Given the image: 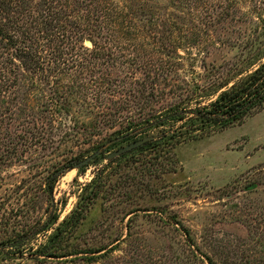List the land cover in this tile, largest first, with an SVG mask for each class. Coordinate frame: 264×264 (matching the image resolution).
<instances>
[{
	"label": "rangeland",
	"instance_id": "374dc122",
	"mask_svg": "<svg viewBox=\"0 0 264 264\" xmlns=\"http://www.w3.org/2000/svg\"><path fill=\"white\" fill-rule=\"evenodd\" d=\"M116 3L123 31L98 40L114 52L89 60L101 71L83 75L90 95L48 120L49 100L59 98L55 73L46 72L35 118L54 124L43 133L16 121L9 128L14 146L0 150V246L27 240L23 258L0 247V264H264V111L178 145L165 139L185 121L119 134L177 108L206 107L264 62V0ZM98 77L113 90L96 98ZM135 143L126 157H111ZM82 198L88 208L64 228ZM45 246L58 257H41Z\"/></svg>",
	"mask_w": 264,
	"mask_h": 264
},
{
	"label": "trees",
	"instance_id": "16d2710c",
	"mask_svg": "<svg viewBox=\"0 0 264 264\" xmlns=\"http://www.w3.org/2000/svg\"><path fill=\"white\" fill-rule=\"evenodd\" d=\"M116 1L0 0V150L14 146L9 128L15 121L29 133L31 129L43 133L45 125L54 124L52 121L38 122L39 119L35 118L37 108L33 103L39 97L40 83L49 81L44 79L46 72L55 73L53 93L59 98L49 100L51 108L46 111L50 117L48 120H52L51 117L57 114L68 113L66 106L73 107L79 99L87 97L88 87L83 82L84 73L87 74L89 67L97 69V73L101 72L98 65H93L89 60L111 56L114 52L112 48L102 47L98 40L110 41L109 35L123 31L120 26L122 23L116 21L121 17L114 14L113 6L117 4ZM86 41L91 42L92 48L84 46ZM68 74L71 76L67 77ZM109 76L111 75L106 74V77ZM106 79L97 78L100 82L96 98L103 91L113 90L109 84L106 88L103 86ZM91 82L95 84L92 79ZM228 85H224L215 100L206 107L196 108L192 112L177 108L158 118L151 117L132 124L124 133L119 134H125L122 137L128 139L129 135L137 131L140 133L141 129L148 126L158 127L185 121L178 127L177 134L181 135L178 140L175 139L177 134L164 140L167 144L178 145L192 139L193 132L204 134L209 130H225L236 124L241 125L246 118L264 111V62L231 87L228 88ZM188 114L192 117L187 116ZM153 121H156L154 126ZM31 137L35 135L31 134ZM156 145H159L158 140L150 141L137 150H144L146 147L153 149ZM129 153L131 152L125 154V157ZM73 167L70 164L66 170ZM53 179L49 185L50 190L56 182V178ZM83 199L63 222L64 228L79 223L90 200ZM57 219L56 216L48 225H53ZM62 232L63 228L59 227L54 237ZM26 240L8 241L0 247L18 250L23 258ZM48 250L45 246L38 253L41 257H58L55 252Z\"/></svg>",
	"mask_w": 264,
	"mask_h": 264
},
{
	"label": "water",
	"instance_id": "95a60500",
	"mask_svg": "<svg viewBox=\"0 0 264 264\" xmlns=\"http://www.w3.org/2000/svg\"><path fill=\"white\" fill-rule=\"evenodd\" d=\"M87 44L90 45V43H87ZM138 146H139L138 143L131 144V145H129V146H127V147H125V148H123V149H121V150H118L117 152H115L114 154H112L111 157H118V156H121V155L127 154L128 152L134 150V149L137 148ZM97 155H98V154H97ZM97 155H96V156H97ZM96 156H92V157L86 159L85 161L81 162V163L78 165V167L81 168V167H85V166H87L91 161L94 160V158H95Z\"/></svg>",
	"mask_w": 264,
	"mask_h": 264
}]
</instances>
